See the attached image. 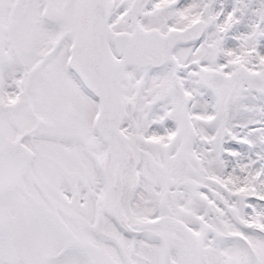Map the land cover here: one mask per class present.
Returning <instances> with one entry per match:
<instances>
[{
	"label": "snow or ice",
	"instance_id": "1",
	"mask_svg": "<svg viewBox=\"0 0 264 264\" xmlns=\"http://www.w3.org/2000/svg\"><path fill=\"white\" fill-rule=\"evenodd\" d=\"M0 264H264V0H0Z\"/></svg>",
	"mask_w": 264,
	"mask_h": 264
}]
</instances>
